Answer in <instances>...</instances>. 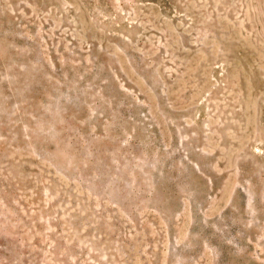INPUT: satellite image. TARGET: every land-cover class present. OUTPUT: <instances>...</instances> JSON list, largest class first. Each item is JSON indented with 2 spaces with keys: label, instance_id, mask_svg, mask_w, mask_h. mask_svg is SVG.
Returning a JSON list of instances; mask_svg holds the SVG:
<instances>
[{
  "label": "rangeland",
  "instance_id": "1",
  "mask_svg": "<svg viewBox=\"0 0 264 264\" xmlns=\"http://www.w3.org/2000/svg\"><path fill=\"white\" fill-rule=\"evenodd\" d=\"M0 264H264V0H0Z\"/></svg>",
  "mask_w": 264,
  "mask_h": 264
}]
</instances>
